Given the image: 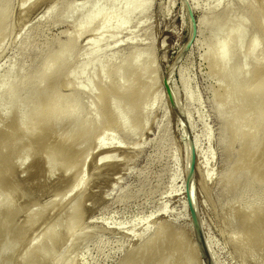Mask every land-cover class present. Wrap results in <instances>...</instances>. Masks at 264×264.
Wrapping results in <instances>:
<instances>
[{"label":"rangeland","instance_id":"obj_1","mask_svg":"<svg viewBox=\"0 0 264 264\" xmlns=\"http://www.w3.org/2000/svg\"><path fill=\"white\" fill-rule=\"evenodd\" d=\"M261 2L0 0L1 9L9 7L0 28V224L14 213L9 237L20 235L10 247L0 229L5 249L0 264H24V255L31 264H137L136 250L158 230L168 236L176 230L181 237L172 242L181 247L170 264H205L191 201L221 263L264 264V196L259 192L264 183L249 189L244 179L223 183L240 142L228 155L217 109L222 94L237 93L228 86L236 82L235 73V85L244 90L264 64V34L256 30L250 11ZM99 3L102 17L113 9V19L103 29L101 18L85 30ZM127 6L132 12L126 16ZM227 38L231 45L223 72L215 54L218 41ZM59 54L62 65L51 76L58 86L48 84L47 95L38 96L36 75ZM106 82L134 84L145 98L132 109L122 104L129 112L113 117L106 111ZM51 95L59 108L70 107L77 115L50 110L58 117L55 130L71 133L86 118L93 128L89 140L74 148L62 143L70 150L46 125L30 138L15 133L22 119L24 129L41 126L27 118L33 109L51 104ZM45 152H56V163L66 162L68 171L59 163L47 173L51 161H43ZM263 160L248 173L260 174L256 166ZM172 243L154 249H166L160 251L165 255Z\"/></svg>","mask_w":264,"mask_h":264},{"label":"bare ground","instance_id":"obj_2","mask_svg":"<svg viewBox=\"0 0 264 264\" xmlns=\"http://www.w3.org/2000/svg\"><path fill=\"white\" fill-rule=\"evenodd\" d=\"M112 2H113V0H112ZM8 8H9L8 6H5L4 9L0 8V28L3 25H5V23L7 21L8 14H9ZM250 8H251L250 11H251L252 18L254 19V22L256 24V30L259 31L263 35L264 34V4L261 2V3H259L258 6L252 5V6H250ZM131 12H132V8L127 6L125 9V15L127 16ZM113 16H114V10L112 9L109 12H107V14L105 16L102 17V4H100V3L96 4L94 6L91 14H90L88 22L86 23V26L84 28H85V30H87V29L92 30V25L94 24V22H96L98 19L102 18L103 23L101 24L102 27H100V28L103 29L104 27L108 26V23L111 22V20L113 19ZM125 22L126 21L124 19L120 23H117L114 28H116V30L121 29L125 25ZM197 24H198V28H200L203 24V21L198 20ZM231 37L241 39L242 34H240V35L231 34ZM93 41H94L93 43H97L98 39H93ZM230 45H231V38H227L225 40L218 41V47H217V51L215 54V58L218 62V65L220 66V70H222L223 72L228 68V56H229L228 53H229ZM254 46H255V44L253 43L251 45L250 52L254 49ZM92 53H94V52H92ZM62 57H63V54H59L57 56H54L51 59L46 60L44 62V66L39 71V73L36 75L35 86L38 89V91H37L38 96H40V95L46 96L47 95V93L44 90V87L47 86L48 84L49 85L53 84V87L58 86L56 79H53L51 76L55 70H57L61 67ZM237 74L238 73H235L236 82L239 81V79L237 78L238 77ZM56 78H58V77H56ZM236 82L233 83V81H231V83L228 84V86L231 90L232 89L236 90L237 93H235V96L234 95L233 96L232 95H229V96L226 95L225 96V94H222L221 95L222 99H220L217 103L218 112H219L220 116L222 117V128H221L222 138H221V142L224 145L227 154L230 156L232 154H234V152H236V150L233 149V145L236 142H240V147L237 150L236 161L233 162V164L231 165L230 170H229L230 172H229L228 176H226V177L224 176L225 178L223 180V183L226 184V183L231 182V183L236 184V183L240 182L242 179H244L246 181V188L248 186V189H249V187H254L255 184H257V183H260V182L264 183V160H263V162L258 163V165L256 166V168L259 170L260 174L256 173V175L255 174L250 175L247 171L253 163L254 164L257 163V161L261 157L264 156V64H260V66L257 67L256 71L254 72V77L248 81L249 86H247L246 89L239 90L240 88L238 89L237 86L235 85ZM104 89L107 91V95H106V111H107V114H110L111 116L116 117V118H118V117L120 118L121 116H123V114H125V111H127L124 108H122V104H127L128 107L131 109L133 107H139L140 103L145 98V94H146L143 90H141L139 87H136L134 84H130V85L126 86V85H123V83L110 84V83L106 82L104 85ZM51 96L53 99L51 104H48L44 108H41V109H33L31 111V113L28 115V118H27L28 121L32 122L34 120H37V122L39 124H41V126H30L28 129H24L22 126L24 119H22L19 121V123H17L15 125V128H16L15 133L16 134L21 133L23 139H24V137L30 138L32 136L37 135L38 129L41 130V129H43V126L46 125V127L48 128L47 131L52 134L53 139L55 141L58 140L61 143V146L65 147V149L67 146L62 145V143L68 144V146H70L71 148H74V147H77V146H80L81 144H83L84 143L83 139H85V141H87V139L89 140L90 139L89 136L91 135L93 128H92L91 124L87 121L88 119H86V118L81 122L80 127L79 128L77 127L75 129V131H73L71 133L62 134V133L55 130V127L57 126V122H58V117L52 116L50 114L51 113L50 110H53L59 114H71L74 117H77V115H76V113L73 112V109L70 107L59 108L58 107L59 100L56 99L55 95H51ZM123 101H125V102H123ZM127 112H129V111H127ZM38 133H39V131H38ZM19 140H20L19 138H14L13 142H19ZM47 141L49 143V139ZM194 143L196 146L197 157H198L196 164L198 165L200 162L199 158H200L201 151L198 147L199 139L197 137L194 139ZM44 146H46V145H44ZM47 146H48V144H47ZM67 148H69V147H67ZM0 151H1V148H0ZM21 151H22V149H21ZM66 152L67 151L64 152V154H63L64 156H65ZM55 153L53 152L54 155L53 154L51 155L53 157H51L49 155V152H48L49 156H46V154H47L46 152L44 153L45 155L42 153L45 156L44 157L42 155L44 157L43 161H45V163H48V164L50 163V161L52 163V164L50 163L51 166L49 164V166H48L49 169H47L46 172L48 173V171L50 169L52 170V168L55 165H56L55 167L57 168L59 166L62 167L64 164L67 167L63 166V170L65 171L64 168H66V170L68 171L70 166L67 165L66 162L62 163V162L58 161L56 163L57 159H54ZM71 154H73V153H71ZM63 155L61 154V156H63ZM73 158H75V156ZM72 161H74V160H72ZM59 163H61L62 165L57 166ZM55 169L53 168L52 173H54ZM49 172H51V171H49ZM258 176H260V177H258ZM260 187H261V190L259 192H261V194L264 196V185H262ZM13 215H14V213H12V212L9 213V215H7L8 217H5V219L2 220V224H0L1 232H3L1 234L5 233V235H7L6 240H7V243L10 247H14L17 244V238L20 236L17 233L18 236L14 235L13 237H9L11 230H9L7 228V224L10 225L11 222H14V218L16 217V215H15V217ZM249 217L250 216H248L246 218V223L249 221ZM30 221H32V220H30ZM11 224L13 225V223H11ZM26 224L27 223L22 224L21 229H25L27 226ZM2 228H4V229L2 230ZM10 229H11V227H10ZM174 230H175V228L173 229V231ZM175 231L173 232L174 234L171 232L172 233V234H170L171 236H168L169 233H165L162 230L161 231L158 230L153 235H151V237H149L143 244H141L139 246V248L136 250L135 254L133 255L134 258L138 259V261L140 262V263L137 262V264H153V262H155L156 259H157L156 260L157 264H167V263L170 264L169 262H171L172 260H169V259L171 258V256L174 255V251H177V248H178L177 246L179 245L181 247V245L178 244L176 246V244H174L175 247H172V249L170 251H168L165 255H164V252L160 253V251H163L166 249H163V250H159L160 248L158 250H156V249L160 245H161L160 247H162V245L164 247V244L166 246L167 245L169 246V244L172 242H174V243L179 242L178 239H181V237H180V235H178L179 237H177L178 233L176 231V233H177L176 234ZM204 237H205L206 245L208 247V251L210 252V255H211V258H212L214 264H224L218 260L216 253L211 249V241H210L209 237L207 235L206 236L204 235ZM12 238H13V240H12ZM162 242H163V244H162ZM166 242L169 244H167ZM180 242L182 243L181 240H180ZM171 245L174 246L173 243ZM166 246H165V248H167ZM195 247H196V245H195ZM154 248H156V249H154ZM168 249H169V247H168ZM154 251H156V252H154ZM178 251H180V249ZM4 252H5V249L3 248V246L0 242V255H2ZM158 252L160 253L159 255H158ZM154 253H155V255H154ZM161 254H163L164 256ZM146 255H148V256H146ZM153 255L154 256L158 255V256L156 258H154ZM176 256L177 255H175L173 257H176ZM24 257H25V255L22 257L23 261L25 260L26 262L25 261H24L25 263L23 261H21V262L26 264L28 261V258L26 260V259H24ZM152 257L155 260H153ZM134 258L132 257V260H134ZM144 261H145V263H142ZM135 263L133 262V264H135ZM156 263H154V264H156ZM20 264H22V263H20ZM27 264H31V261H28Z\"/></svg>","mask_w":264,"mask_h":264},{"label":"water","instance_id":"obj_3","mask_svg":"<svg viewBox=\"0 0 264 264\" xmlns=\"http://www.w3.org/2000/svg\"><path fill=\"white\" fill-rule=\"evenodd\" d=\"M190 204H191V212H192V215L194 218L196 234H197V237L199 239L200 252L202 254L204 262H205V264H214V262L211 258L210 252L208 251V247L206 245L205 237H204V234L202 232L200 222H199L198 217L196 215V209H195L192 201L190 202Z\"/></svg>","mask_w":264,"mask_h":264}]
</instances>
